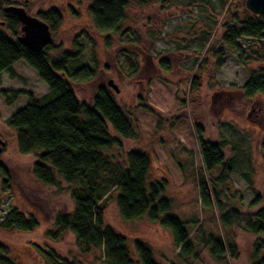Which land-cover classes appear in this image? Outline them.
I'll return each instance as SVG.
<instances>
[{
    "label": "rangeland",
    "instance_id": "obj_1",
    "mask_svg": "<svg viewBox=\"0 0 264 264\" xmlns=\"http://www.w3.org/2000/svg\"><path fill=\"white\" fill-rule=\"evenodd\" d=\"M95 1L10 0L32 16L50 9L62 12L61 26L53 35L58 49L51 56L78 52L81 47L77 64L95 70L96 78L74 84L59 75L88 105L97 90L105 88L133 127L131 139L110 128L121 147L109 153L122 155L124 160L130 151L148 154L150 181H166L164 196L172 200V214L195 221L190 225L192 238L201 227L236 244L239 257L225 264H253L254 245L264 243V235L255 234L245 221L224 227L217 206H202L198 178L203 161L195 135V127L201 126L206 139L226 143L225 155L233 173L222 201L224 213L239 210L256 215L264 210V100L248 101L241 92L250 74L264 68V61L254 59L261 47L255 43L262 41L240 35L234 48L223 38L226 24L233 26L244 19L247 0H173L164 7L132 3L118 34L97 31L89 11ZM0 30L7 32L1 14ZM110 80L119 93L108 85ZM194 80L198 88H193ZM0 90H22L38 99L49 95L48 86L24 61L14 65L12 74L1 75ZM27 104V97L22 96L7 106L0 96V139L4 142L0 164L8 173L0 174V224L16 209L36 218L38 227L20 232L0 226V244L19 264H105L102 251L86 252L71 232L58 234L57 239L53 236L55 217L72 212L74 203L65 184L54 188L34 176L36 154H21L18 149L7 119ZM210 177L216 178L217 173ZM114 196L107 201L104 220L128 240L132 251L134 243L141 241L151 247L160 264H218L197 244L198 258L193 254L180 259L169 230L146 217L124 221Z\"/></svg>",
    "mask_w": 264,
    "mask_h": 264
},
{
    "label": "trees",
    "instance_id": "obj_2",
    "mask_svg": "<svg viewBox=\"0 0 264 264\" xmlns=\"http://www.w3.org/2000/svg\"><path fill=\"white\" fill-rule=\"evenodd\" d=\"M172 1L96 0L89 11L97 31L118 34L130 4L161 3L164 7ZM9 5L10 0H0V14L6 19L7 27V32L0 30V81L3 73L12 74L14 65L24 61L48 86L49 95L38 99L33 93L22 90H0L7 106L14 105L22 96L28 99L24 108L7 119V125L16 134L20 153L36 154L37 161L32 167L34 176L54 188L60 189L65 184L74 203L72 212L59 213L55 217L57 234L53 233L54 238L63 232H71L86 252L102 251L105 264H160L147 243L136 241L132 251L128 240L105 223L107 201L115 195L124 221L146 217L169 230L175 248L180 250V259L186 260L193 254L198 258L197 244L208 250L218 264L236 260L239 255L234 242L208 234L201 227L192 238L190 225L195 221H185L172 214V200L164 196L166 181H150L148 154L130 151L124 160L122 155L109 153L121 147L110 128L120 137L131 139L134 137L133 127L105 88L97 90L91 105L81 102L76 96L70 82L82 84L96 78L95 70L77 64L82 48L79 47L78 52L63 51L58 57L51 56V52L58 49L54 43L39 53L30 51L18 40L20 23L17 18L4 12ZM36 17L49 26L53 35L63 20L58 9L40 11ZM240 35L262 41L255 43L261 47L255 51L254 59L264 61V16L246 12L242 21L233 26L226 24L223 38L229 45L238 48L235 38ZM72 62L75 65L70 66ZM161 64L168 63L162 61ZM164 68L169 69L168 66ZM198 86L194 80L193 88ZM241 92L248 101L260 99L263 102L264 68L250 74ZM195 135L203 161V173L198 178L202 206H217V214L224 227L245 221L255 234L264 235V210L256 215L240 213L239 210L224 213L222 201L233 173V166L225 155L226 143L206 139L201 126L195 127ZM213 172L217 173L216 178L210 177ZM0 174L8 175L1 164ZM0 226L5 231L32 232L38 227V221L14 209ZM253 253V264H264V243L255 244ZM0 264H19L1 244Z\"/></svg>",
    "mask_w": 264,
    "mask_h": 264
},
{
    "label": "water",
    "instance_id": "obj_3",
    "mask_svg": "<svg viewBox=\"0 0 264 264\" xmlns=\"http://www.w3.org/2000/svg\"><path fill=\"white\" fill-rule=\"evenodd\" d=\"M245 11L254 15L264 16V0H247ZM4 12L6 14H12L17 18L20 23L18 40L30 51L39 53L53 43V34L49 26L36 16L30 15L24 7L9 5L4 8ZM108 85L116 93H119L120 90L113 80H110ZM3 147L4 142L0 139V155L3 152Z\"/></svg>",
    "mask_w": 264,
    "mask_h": 264
}]
</instances>
